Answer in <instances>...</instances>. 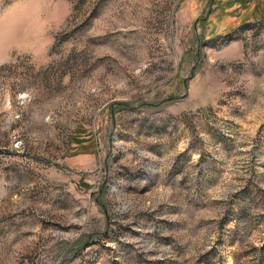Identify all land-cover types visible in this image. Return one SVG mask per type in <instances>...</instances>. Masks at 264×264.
I'll return each mask as SVG.
<instances>
[{"label": "rangeland", "instance_id": "374dc122", "mask_svg": "<svg viewBox=\"0 0 264 264\" xmlns=\"http://www.w3.org/2000/svg\"><path fill=\"white\" fill-rule=\"evenodd\" d=\"M0 264H264V0H0Z\"/></svg>", "mask_w": 264, "mask_h": 264}]
</instances>
